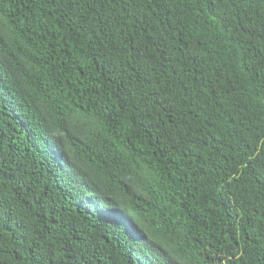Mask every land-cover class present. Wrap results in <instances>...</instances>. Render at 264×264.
Returning <instances> with one entry per match:
<instances>
[{"label": "trees", "instance_id": "trees-1", "mask_svg": "<svg viewBox=\"0 0 264 264\" xmlns=\"http://www.w3.org/2000/svg\"><path fill=\"white\" fill-rule=\"evenodd\" d=\"M0 264H264V0H0Z\"/></svg>", "mask_w": 264, "mask_h": 264}]
</instances>
